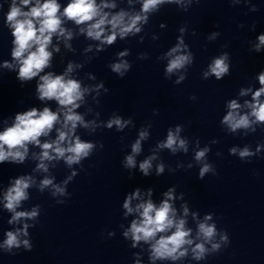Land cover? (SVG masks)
<instances>
[{"label": "clouds", "instance_id": "obj_1", "mask_svg": "<svg viewBox=\"0 0 264 264\" xmlns=\"http://www.w3.org/2000/svg\"><path fill=\"white\" fill-rule=\"evenodd\" d=\"M189 4L191 0H188ZM199 2V0H197ZM238 2V0H236ZM131 3V0H129ZM164 4H176L183 7L187 11V5L183 0H141V8L138 13L130 14L121 10L112 14L105 9L116 7L115 3H106L104 0L98 4L97 0H70L61 12V5L57 0H11L9 11L6 14V23L12 30L14 37L12 49V58L19 65L18 79L21 81H29L39 76L37 92L40 100H55L60 106L57 112L45 107L42 111L33 108L29 111L18 113L15 116L14 123L0 131V164L4 162L22 164L28 153V145L34 144L42 149L40 161L37 165L38 170L47 171V165L44 161H52L53 159H63L64 162L71 167L80 164L82 160L89 158L94 148L93 142L82 141L79 136H75V130L78 125L84 128L97 127L95 122H85L82 115L75 110L80 107L83 102L84 95L89 91L88 88H82L81 83L76 79L66 78L68 73L72 72L73 65L69 63L67 71L63 75H54L52 72L40 75L44 69L50 66L52 52L49 45L52 43L54 35L64 37L66 40L71 39L72 33L65 29L63 18L73 21L76 25H86L81 28V33H86L88 38L99 41L100 45H112L117 37L124 39L129 34L135 35L141 31V24L146 25L149 20V14L154 11L158 12L159 7ZM27 9V10H25ZM258 9L253 6V11ZM186 28H180V32L184 33ZM219 33H213L215 38ZM258 43L254 45L253 51L259 53L264 48V34L257 37ZM188 45L184 43L183 37H178V43L172 47L166 56L169 58L165 69L166 75H171L181 69H185L187 65L194 62V54L187 51ZM227 47V45H224ZM59 51V49H55ZM98 51L102 50L98 46ZM127 51L120 52V57L126 56ZM141 58H145L144 54ZM5 68L11 69L12 64L5 62ZM79 67V65H77ZM112 72L123 78L131 69L129 62L122 60L119 63L110 65ZM230 55L224 52L214 58L208 65V70L203 73V78L208 79L214 76L216 80H222L225 76L230 75ZM186 77L181 75L176 83L179 84ZM257 80L260 87L254 92L251 88L241 89L240 95L252 93L251 101H245L244 106L250 109L249 112L241 114V105L235 100H230L227 104V114L223 116L222 124L226 125L230 132L235 133L239 129H249L255 131L252 127L254 124H264V70H262ZM103 83L96 86L97 90L103 88ZM105 92L109 89L104 88ZM196 100L195 96L190 97ZM154 112L158 113L156 110ZM63 114V121L60 120V114ZM254 118V119H250ZM131 123V119L123 120L119 116L109 119L105 125L108 129L115 128L122 131ZM56 124H61V128L56 129L57 137L52 142H44L41 144L40 137L48 136ZM181 126H176L175 131L169 129L167 139L158 145L159 148H167L172 153L178 150L188 151V141L180 137ZM148 136L147 131H141L139 138L131 145V153L124 160V167L134 169L137 167L135 156L141 152V141ZM216 143V141H212ZM103 149V143H100ZM261 147L258 146L256 152ZM209 152L208 147L201 148L195 152V160L197 162L205 161L206 154ZM249 148L245 147L241 150L233 147L230 154L238 153L241 160L256 155ZM54 154V155H53ZM217 155H221L217 153ZM155 156H150L139 163V171L144 175H149L152 168V161ZM191 165H189V168ZM157 175L164 172V165L159 164L156 167ZM212 172L217 175L210 163L204 162L199 169V179H203L205 174ZM74 171L63 183L66 186L69 181L76 176ZM34 181L31 176H20L14 180L4 193V208L12 213L9 224L17 223L21 220H35L39 216V206L34 207L31 211H17L22 201L27 200L29 189ZM49 186L52 187L53 196H70L66 191V187L54 185L53 180L44 178L39 185L41 192ZM174 188H170L164 193L165 199L157 206L150 198L152 195L149 189L147 195L149 199L141 198L140 189L137 188L130 195L126 196L123 201L124 215L128 216L132 213L138 214V218L131 221L130 226L123 231V236L131 240V247L136 248L141 242L148 245L149 260L151 264L156 261H178L188 256L191 250L192 259L196 261L206 260L211 254L219 253L222 246L230 244L227 232H218L215 223H208L212 220V215H205L203 221L197 223V232L195 239L192 237V229L186 227L185 218H177L176 209L171 201L175 199ZM133 200H140L134 207ZM65 200H58V204H64ZM189 209L183 206V216L187 217ZM196 214L193 213V218ZM29 224L25 223L22 228L16 231L6 232V239L0 247L11 253L13 248H20L31 251L32 244L28 239H21V236H28ZM109 233V236H114ZM217 237L219 239L217 240ZM199 241V242H196ZM210 247H208V246ZM139 264V260L136 261Z\"/></svg>", "mask_w": 264, "mask_h": 264}]
</instances>
